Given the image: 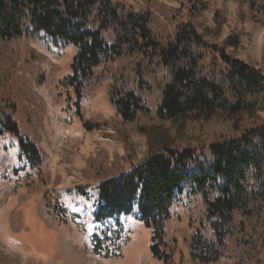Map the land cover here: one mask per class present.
I'll return each mask as SVG.
<instances>
[{"label": "trees", "instance_id": "trees-1", "mask_svg": "<svg viewBox=\"0 0 264 264\" xmlns=\"http://www.w3.org/2000/svg\"><path fill=\"white\" fill-rule=\"evenodd\" d=\"M236 1L246 3L250 19L264 25L262 0ZM177 2L172 15L176 32L162 42L151 28L149 11L119 1L0 0V40L44 33L74 46L66 84L77 106L83 89L96 79V69L104 65L112 73L111 103L125 121H134L148 111V79L160 68L168 77L159 98L160 119L178 126L213 118L231 123L236 134L210 143L207 154L169 144L156 151L150 147L139 164L97 185L94 217L102 224L136 212L151 229L153 257L171 264L166 222L174 203L188 191L199 195L205 207L201 226L189 241L192 261L217 262L229 238L236 236L235 264H258L264 249V72L236 56L241 39L234 30L220 43L206 36L220 35L221 23L199 32L195 17L206 9L203 0ZM262 56L264 63V50ZM110 63L115 66L107 67ZM15 110L14 103H0V134L17 136L22 155L39 166L40 149L20 135Z\"/></svg>", "mask_w": 264, "mask_h": 264}, {"label": "rangeland", "instance_id": "rangeland-1", "mask_svg": "<svg viewBox=\"0 0 264 264\" xmlns=\"http://www.w3.org/2000/svg\"><path fill=\"white\" fill-rule=\"evenodd\" d=\"M114 1L149 11L151 28L162 42L174 36L177 0ZM203 2L206 9L195 17L199 32L221 23L220 35L206 36L220 43L234 30L241 39L236 56L264 72V25L250 19L248 5L236 0ZM75 53L74 46L44 33L0 40V103L16 105L13 117L20 135L33 142L42 157L39 166H32L20 151L18 137L0 134V264H164L151 254V229L136 212L96 222L97 185L139 164L150 147L156 151L169 144L207 154L210 143L236 133L231 123L217 118L183 126L160 119V93L168 80L160 68L148 79V111L134 121H125L111 103L112 73L104 65L96 69V79L83 89L77 106L66 84ZM112 66L115 63L107 64ZM260 116L264 119V111ZM204 210L202 198L188 191L172 206L166 222L171 264H198L190 257L189 241L201 226ZM235 255L233 236L212 264H235ZM258 260L264 264V249Z\"/></svg>", "mask_w": 264, "mask_h": 264}]
</instances>
